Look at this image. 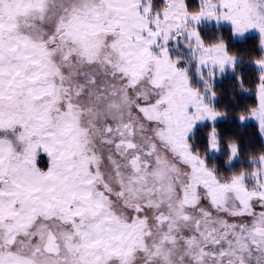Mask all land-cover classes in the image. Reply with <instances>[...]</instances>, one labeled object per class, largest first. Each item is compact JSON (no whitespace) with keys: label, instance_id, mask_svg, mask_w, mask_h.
Segmentation results:
<instances>
[{"label":"snow or ice","instance_id":"obj_1","mask_svg":"<svg viewBox=\"0 0 264 264\" xmlns=\"http://www.w3.org/2000/svg\"><path fill=\"white\" fill-rule=\"evenodd\" d=\"M0 264H264V0H0Z\"/></svg>","mask_w":264,"mask_h":264},{"label":"trees","instance_id":"obj_2","mask_svg":"<svg viewBox=\"0 0 264 264\" xmlns=\"http://www.w3.org/2000/svg\"><path fill=\"white\" fill-rule=\"evenodd\" d=\"M249 132H251V129L249 130Z\"/></svg>","mask_w":264,"mask_h":264}]
</instances>
